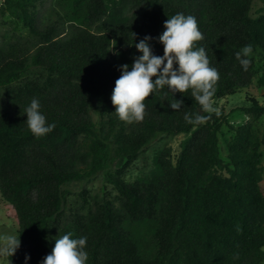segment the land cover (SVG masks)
Returning a JSON list of instances; mask_svg holds the SVG:
<instances>
[{
    "label": "trees",
    "instance_id": "1",
    "mask_svg": "<svg viewBox=\"0 0 264 264\" xmlns=\"http://www.w3.org/2000/svg\"><path fill=\"white\" fill-rule=\"evenodd\" d=\"M43 2L0 6L13 24L0 44V193L21 241L8 264H41L69 232L87 237L86 264H264V104L249 96V105L189 124L186 113L209 115L190 91H156L142 122L121 121L111 102L119 66L131 70L142 55L135 44L151 36L162 56L156 38L177 13L198 21L204 39L195 46L220 74L214 101L251 86L255 53L264 55V0L257 14L256 0H54L41 18ZM248 44L245 71L235 54ZM258 81L264 86V74ZM33 99L55 124L40 138L26 124ZM175 99L180 110L170 107ZM235 110L250 120L230 124ZM225 124L235 131L226 158ZM180 134L178 154L159 146L151 168L127 179L149 149ZM100 175L107 195L92 203L85 185Z\"/></svg>",
    "mask_w": 264,
    "mask_h": 264
},
{
    "label": "clouds",
    "instance_id": "2",
    "mask_svg": "<svg viewBox=\"0 0 264 264\" xmlns=\"http://www.w3.org/2000/svg\"><path fill=\"white\" fill-rule=\"evenodd\" d=\"M164 28L162 34L156 38L163 45L162 56L153 54L149 44L153 38L145 36L135 44L142 55L134 58L131 70L128 64L119 66L121 75L115 80L111 94L115 113L126 123L142 122L146 115L145 100L156 91L167 87L173 94L191 92L201 111L209 115L197 113L193 116L186 113L184 119L189 124H202L211 118V114L219 115L214 106L215 86L220 79L219 71L210 66L205 48L195 46L204 36L194 16H186L183 13L172 15L164 22ZM115 45L116 43L112 49ZM115 54L119 55V52ZM235 55L247 71L251 65L253 46L248 44ZM182 104L183 100L170 101V107L175 111L180 110ZM40 109L41 105L37 99H33L30 106L24 109L27 114V127L37 138L55 129V124H49ZM0 239L3 240V244H0L2 257L13 256L20 247V238L14 235ZM86 244L87 237L72 238L70 232L59 235L51 252L43 258L41 264H86ZM28 259L30 256H26V261Z\"/></svg>",
    "mask_w": 264,
    "mask_h": 264
},
{
    "label": "rangeland",
    "instance_id": "3",
    "mask_svg": "<svg viewBox=\"0 0 264 264\" xmlns=\"http://www.w3.org/2000/svg\"><path fill=\"white\" fill-rule=\"evenodd\" d=\"M257 3L254 6V13H259L261 11L262 3L260 0H256ZM3 0H0V6L2 5ZM54 0H44L43 3L38 4L39 14L38 16L42 18V16L53 6ZM7 17L4 19L1 17L0 14V44L3 41V37L6 32H12L13 24L6 20ZM6 22V24H5ZM262 52L258 50L255 53L256 57V77L251 86L248 88L243 89L240 93L236 95H228L224 98L218 99L214 101V106L218 110H222L225 108L227 111H232V109L243 106L249 105L250 100L249 96H256L261 103L264 104V86L259 84L258 79L264 74V55L261 54ZM251 115L244 110H235L230 115V124L239 125L242 123L247 122L250 120ZM259 126L262 128L264 132V114L262 115ZM235 135L234 129L229 124H225L222 128V133L220 134V142H221V154L223 157L226 158L227 156V143ZM184 134H180L174 138H168L157 145L155 144L148 152L142 155L139 161L131 168L130 173L127 175V179H134L140 172V169L144 168V171H147L152 166L153 156L159 146H162L163 149H171L172 155L179 153V146L184 138ZM263 151V165H264V144L262 146ZM105 179L102 175L97 177L96 179L88 182L85 187L87 188L88 192V199L90 202L95 201H102L107 195L106 189H103L105 186ZM264 187V180L262 182ZM113 184L107 183V189H112ZM83 200V199H82ZM81 203V202H79ZM19 228V222L15 218L14 214L10 210L9 206L3 201L1 193H0V238L9 236V235H16L17 230ZM0 244H3V240L0 239ZM9 260L8 257L0 256V264H8Z\"/></svg>",
    "mask_w": 264,
    "mask_h": 264
}]
</instances>
